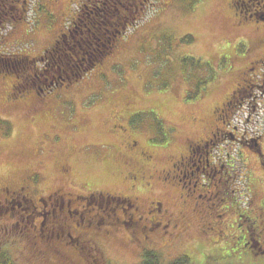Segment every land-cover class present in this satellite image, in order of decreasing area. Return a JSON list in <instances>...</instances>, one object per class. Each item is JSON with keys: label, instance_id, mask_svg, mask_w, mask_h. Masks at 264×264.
I'll use <instances>...</instances> for the list:
<instances>
[{"label": "rangeland", "instance_id": "374dc122", "mask_svg": "<svg viewBox=\"0 0 264 264\" xmlns=\"http://www.w3.org/2000/svg\"><path fill=\"white\" fill-rule=\"evenodd\" d=\"M80 1L27 0L24 11L13 7L20 18L1 28V54L24 55L42 67L57 35L80 13ZM134 2L123 0L137 17L129 16L108 50L107 43L92 39L99 50L109 51L97 54L102 59L94 67L70 72L48 67L25 90L22 68L10 75L0 72V183L30 177L45 192L61 188L132 196L134 181L125 161L135 149L143 151L141 158L152 161L159 174L152 172L151 181L144 180L149 184L135 187L140 208L146 212L150 200H157L166 216L157 213L162 223L144 248L126 242L124 235L108 244L111 264H141L147 251L159 255L161 264L179 257L191 264H264V252L245 236L250 230L245 216L253 220L264 214V83L248 104L237 108L235 102L247 85L260 82L247 68L261 57L250 54L249 41L255 32L264 34V24L238 27L231 0H146L140 15ZM86 25L90 36L98 30ZM78 42H67V52L79 58L91 47ZM263 68L257 70L260 75ZM66 77L69 82L53 87ZM35 96L45 106L34 107ZM24 97L28 101L20 100ZM227 104L234 112L230 129L237 126V136L256 138L258 145L235 140L221 146V159L233 163V177L224 178V186L211 178L209 185L217 186L223 200H206L208 192L202 190L183 195L161 176L190 145L214 137ZM117 134L123 136V166L112 157L121 152ZM2 246L0 264L36 261L26 236L9 235Z\"/></svg>", "mask_w": 264, "mask_h": 264}, {"label": "flooded vegetation", "instance_id": "af4514ba", "mask_svg": "<svg viewBox=\"0 0 264 264\" xmlns=\"http://www.w3.org/2000/svg\"><path fill=\"white\" fill-rule=\"evenodd\" d=\"M26 1L22 0L20 3V0H0L2 7L6 8L4 18L7 23L20 18L16 15L13 7H23L22 11H24ZM134 1L135 4L132 5L135 7V13L139 14V8L142 13L146 7L144 4L146 0ZM229 5V7H233L237 26L241 29H248L253 25L260 24L263 26L264 0H231ZM79 7H82L81 11L72 21L71 28L69 27L67 31H62L57 35L55 42L58 44L51 50L55 48L58 51L62 49V47L59 48V45L67 44V42L89 41L95 35L115 39L121 34L124 28L123 24L127 22L129 16L132 17L131 20L137 17L132 16L134 11H129V14L128 8L123 12V7H127L123 4V0H81ZM115 21H118L122 30H116V33L111 35V31L106 30V26H112V22L115 23ZM88 23L92 28L98 27L92 36L88 32L89 28L86 25ZM84 28H87L88 31H85ZM253 39L249 41V52L250 54L258 52L261 57L257 59V62L251 61L247 70L250 69L252 73L254 71L260 82L250 83L243 89L245 95H238V99L235 100L237 108L243 107L244 103L248 104V99L255 97L254 92L264 83V68L261 75L257 72L264 67V53H259L264 45V34L255 32ZM55 49L54 51H56ZM70 54L76 56L73 50ZM63 81L69 82L70 79L69 77L60 78L52 82V85H54L53 87L64 85ZM39 89L42 91L41 88ZM37 97L35 96L32 101L34 107L45 106V101L41 98L37 99ZM27 98L24 97L20 100L28 101ZM250 108L254 109L255 105H251ZM221 112L223 126L217 128L214 137L201 143L198 142L194 146L190 145L187 154L181 155L179 159L171 162L170 168L164 171V175L161 176L162 179L169 178L173 182V184L167 183L168 185L179 186L183 195L185 193L193 195L195 191L202 190V192H208L206 200L220 201L222 197L219 196V192L215 191L218 188L209 185L212 184L210 179H217L216 182L220 186H224L225 180L233 177L231 175L233 163H229V159H221V146L227 141L235 142V140L245 142L246 145L250 142H255V146L258 145L256 138L246 139L243 134L237 136L239 133L237 126L230 129L234 112L231 114L228 104ZM241 137L245 141L241 140ZM116 139L120 144L118 148L121 152L115 153L112 157L117 164L123 166V136L117 134L115 135ZM135 150L128 156L131 159L125 161L130 168L128 179L134 181L130 186L132 194H134L132 196L97 190L83 194L68 192L61 188L45 192L37 189V186L31 183L33 179L30 177L18 183L14 180L0 183V254L3 251L2 241L9 235L17 234L26 236L29 245L33 247L30 250L34 256L33 260L36 259L34 264H39V262L40 264H111V260L106 254L107 246L116 239L121 240L122 235L128 238L125 239L126 242L135 245L141 244V247L144 248V240L152 239L151 236L158 232L155 231V228L162 223L157 218V213L161 212V215H166L162 212L161 203L157 200H150L146 212L140 208L138 192L134 191L135 187L149 184V181L144 182V180L151 181L154 175L152 172L159 174V168L154 167L149 159L145 161L142 159L143 156L140 154L143 155V151ZM213 151L218 155L214 156ZM63 169L64 175L69 174L68 166ZM157 179L160 180V175ZM121 181L123 182V173ZM208 185L209 188H207ZM142 189L144 190V187ZM245 218L249 221L250 229L245 235L246 238L254 242V247L258 251L264 252V214L259 215V219L258 217L254 218L257 219L254 231L250 225V221L254 219L252 220L249 216H245ZM251 224H254V221ZM250 235L252 238H249Z\"/></svg>", "mask_w": 264, "mask_h": 264}, {"label": "trees", "instance_id": "16d2710c", "mask_svg": "<svg viewBox=\"0 0 264 264\" xmlns=\"http://www.w3.org/2000/svg\"><path fill=\"white\" fill-rule=\"evenodd\" d=\"M126 8H128V11H129V7L127 5V7H123V12L127 11ZM5 11H6V8L2 7V5L0 4V34H1V28L4 26V23L6 22L4 18ZM106 30L111 31V35L112 34L114 35L116 33V30H122V29L118 21H115V23L112 22V26L107 25ZM93 39H96V41L102 40L103 42L107 43L106 50H108L109 47H111L112 40H114L112 38H105L99 35H95ZM0 42H1V36H0ZM80 42L81 43L85 42L84 44L86 46L88 44L89 47L87 50H90V47H91V51H86L84 55L78 58L74 55H71L70 52L69 53L67 52L68 47H71L70 45L60 44L59 48L62 47L61 50L66 51V52L65 53L63 52V54L60 55L58 54V51L55 48L54 49L57 52L54 51V49L48 50L47 52L50 56H46L47 59L45 60V62L41 60L43 61V64H42V67L40 68H38V65L36 63H34L35 62L34 59H30V58L28 59L27 56L26 57H22L24 55H18V57L12 56V55L5 56L1 54L0 52V72L10 75L11 73L15 72V70H20L22 68L24 82L21 83V87H23V90L27 88L32 89L33 85L30 83L33 82L35 78H38V74L39 75L44 74L45 68L53 66L54 68H57V70L67 71V72H70V70L72 69H81L84 71V70H88L94 67L95 65L101 63L102 58L101 56L97 54L103 55L104 53L109 52V51L106 52V50L104 51V49L99 50L97 47H95L96 46L95 40H92V39H90L89 41L81 40ZM80 42H78V45L81 44ZM56 44L58 43L56 42ZM63 45H64V48H63ZM102 51H104V53ZM33 63L36 65L35 68L31 67V64ZM83 64H85L86 68L82 66ZM17 84L18 82L16 83V85ZM256 251H258L257 248H256ZM260 251L258 252L260 253ZM141 264H161L159 255H157L155 252L147 251L144 253ZM168 264H191V263L187 257H179L169 262Z\"/></svg>", "mask_w": 264, "mask_h": 264}]
</instances>
